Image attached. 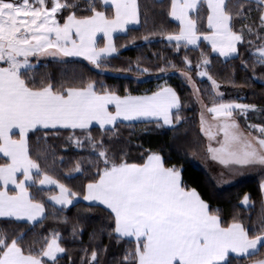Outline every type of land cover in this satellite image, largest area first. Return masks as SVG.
Masks as SVG:
<instances>
[{"label":"snow or ice","instance_id":"snow-or-ice-1","mask_svg":"<svg viewBox=\"0 0 264 264\" xmlns=\"http://www.w3.org/2000/svg\"><path fill=\"white\" fill-rule=\"evenodd\" d=\"M100 3L110 7L112 14L98 10L96 0H88L86 10L91 14L84 16H77L75 9L79 4L70 0H0V62L6 65L0 66V153L8 161L0 164V217L35 221L44 216V204L33 198L28 187L29 182L37 183L34 174L42 173L29 154V132L57 126L87 129L93 122L103 128L119 119L157 117L165 125L179 123L181 119L177 115L173 120L172 109H179L180 101L171 87L162 86L151 95L133 96L119 95L106 88L97 91L94 81L57 89L51 82L30 87L23 78L21 69L31 67L29 58L33 56H82L101 69L107 56L117 51L112 34L126 32L129 25L139 24L140 12L138 0H100ZM256 4L260 11L259 27L264 30V0H256ZM205 7L208 31L202 33L198 25ZM239 7L236 15L242 16L245 6ZM64 11L69 14L61 23L58 14ZM168 15L179 22V32L165 36L176 42L177 51L181 43L185 47L195 46L203 39L211 43L213 52L223 57L237 54V44L242 42L243 35L233 30V14L226 0H170ZM246 27L253 31L251 26ZM98 33L106 38L102 48L96 45ZM259 39L264 41V37ZM255 52L256 62L264 65V43ZM185 63L190 65L191 61L185 57ZM209 63L204 58L197 67ZM198 75L207 76L214 89L220 87L206 70ZM109 106H114L115 111ZM234 110L246 113L257 107L219 103L207 109L214 118H222L220 131L224 135L219 148L209 147L212 159L224 165L264 166V125H249L259 131V136L245 134L233 117ZM205 123L202 115V130ZM14 129L18 130V139L14 138ZM88 140L96 147L97 142L91 136ZM75 143L80 146L81 141L77 139ZM99 155L105 158L106 167L98 180L86 185L83 199L99 201L110 209L115 217V232L121 237H135V250L125 256L126 261L134 258L137 264H231L230 254L251 256L264 247V227L249 235L240 222L222 226L219 215L209 211V205L196 190L182 186L180 170L166 168L160 155H148L143 164L109 161L106 151H100ZM74 171H80L79 163ZM42 175L38 180L41 186L59 189L58 195L48 197L50 201L68 206L78 197L79 193L52 176ZM9 185L14 186L15 194H10ZM260 187L264 191V182ZM242 203H250L247 194ZM59 240V233H53L45 246L34 253L31 249L26 252L18 239L9 242L6 235L0 234V264H45L44 258L56 262L58 254L66 251ZM96 259L97 252L93 251L91 261ZM253 264H264V259Z\"/></svg>","mask_w":264,"mask_h":264},{"label":"trees","instance_id":"trees-1","mask_svg":"<svg viewBox=\"0 0 264 264\" xmlns=\"http://www.w3.org/2000/svg\"><path fill=\"white\" fill-rule=\"evenodd\" d=\"M70 2L79 4L75 9L77 16L91 14L86 10L88 0ZM226 2L233 14V30L243 35L242 42L237 44V54L227 58L216 55L203 42L187 47L181 43L177 51L176 43L165 38L167 34L178 33L179 29L168 15L170 0H138L140 23L113 37L117 51L107 56L101 69L75 58H29L31 67L21 69V73L30 87L51 82L59 89L61 86L80 87L94 81L97 91L106 88L125 95L147 94L169 86L180 101L179 109L172 116L174 121L177 115L181 119L170 127L158 121H137L117 122L108 128L92 126L87 129H39L29 132V154L39 164L42 173H47L82 196L85 185L94 182L106 167L100 151H106L109 161L119 163L123 160L134 164H142L149 154L155 153L162 157L166 168L180 170L182 186L186 190L195 189L209 205V211L219 215L222 226L237 221L249 230V235L257 234L264 227L259 188L264 180V171L224 188L214 185L205 170L195 163V159L205 153V139L199 131V106L187 78L178 73H187L194 80L205 105L218 100L256 105L257 110L246 113L235 110L233 114L243 129L254 136L261 135L257 129L249 128V125H264V65L256 62L253 52L264 43L259 39L264 37V30L259 27L260 11L256 1ZM241 4L245 6L244 15L237 16ZM96 7L108 15L112 14L111 8L102 6L100 0H96ZM68 14L69 11L58 14L61 23ZM200 16L198 26L204 33L207 31L206 7ZM246 26H251L253 31L249 32ZM145 36L149 38L143 39ZM97 45H100L99 39ZM185 57L191 61L190 65L185 63ZM204 58L210 61L204 68L219 82V89L223 91L221 96L215 95L208 79L196 76L197 65ZM0 65L5 64L0 62ZM145 68L147 72L142 71ZM89 136L97 142L96 147L88 140ZM77 139L81 141L80 146L75 143ZM6 162L0 157V164ZM77 163L80 165L79 172L74 171ZM42 173L34 174L33 179L37 183L31 182L28 187L33 198L44 204V216L33 223L0 218V234L6 235L9 242L18 239L26 252L31 249L38 253L45 246L46 239H50L53 233H59V242L66 251L57 257L56 262L45 260V264H136L134 258L124 259L135 250L136 243L115 234V219L109 210L82 200L67 207L54 206L47 200L54 190L38 185ZM246 194L250 198L249 204L242 203ZM93 251L97 252L95 261H91ZM261 259H264V247L251 256H229L231 264H248Z\"/></svg>","mask_w":264,"mask_h":264},{"label":"crops","instance_id":"crops-1","mask_svg":"<svg viewBox=\"0 0 264 264\" xmlns=\"http://www.w3.org/2000/svg\"><path fill=\"white\" fill-rule=\"evenodd\" d=\"M252 1H256V0H252ZM169 11H170V6H169ZM206 16H207V9H206ZM169 17H170V16H169ZM170 19H171L172 21H174V22L178 25V28H179V22L176 21L175 19L171 18V17H170ZM137 25H138V24H135V25H129L128 28H129V27H134V26H137ZM205 27H206V29H207V26H206V17H205ZM207 31H208V29H207ZM207 31H206V32H207ZM178 32H179V29H178ZM206 32H204V33H206ZM120 33H124V32H115V33H113V34H112V41H113V37H114L116 34H120ZM99 38H100V45H97V42H98V39H99ZM172 42H175V41H172ZM201 42L207 44V45L210 47L211 51H212V46H211V43H210L209 41H206V40L201 39L200 41H198V44L201 43ZM175 43H176V42H175ZM113 44H114V43H113ZM182 44H183V43H182ZM198 44H197V45H198ZM96 45H97V47H99V48L102 47V46L104 45V37H103V34H102V33H98V34H97V36H96ZM197 45H195V46H197ZM188 46H194V45H188ZM212 52H213V51H212ZM213 53H215L216 55L220 56L221 58H227V57H223V56L219 55L218 52H213ZM254 54H255V56H256V52H254ZM229 57H230V56H229ZM256 58H257V57H256ZM0 66H2V65H0ZM3 66H5V65H3ZM167 87H169V86H167ZM172 89H173V88H172ZM158 90H159V89H158ZM158 90H156V91H158ZM156 91H154V92H156ZM154 92L147 93V94H131V95H133V96H144V95H151V94L154 93ZM230 102H231V101H229V100H227V101H226V100H218V101L213 102V103L210 104V105H205V104H204V105H205L204 110H201V108H200V106H199V103H198V106H199V131H200V133L203 135V137H204V139H205V153H204V155H203L202 157H200V158H198V159L196 160V163H197L201 168H203V169L205 170V172L209 175V177L211 178V180L213 181L214 185H215L217 188H224V187L230 186V185H232V184H234V183H236V182H238V181H240V180H242V179H245V178L251 177V176H253V175L257 174V173H260V172L264 171V168H261V169H254L253 171H251V173H249V174L246 173V174H245L244 172H240L238 169L231 170L230 172L235 174V178H236L235 182L233 183V181H232L231 184H229V185H224V186H222V185H218V184H217V182H219V181L222 179L223 176H227V175L225 174V172H224V167H225L226 165L220 163L219 160H214V159H212V153H210V152L208 151V149H209V147H212V148H219L220 145H221V142H222L223 139H224L223 132L220 131V125L222 124V118H219V117L214 118V114L208 112L207 109L210 108V107H213L215 104H219V103H230ZM238 103H240V102H238ZM241 104H242V103H241ZM109 107H110V110L115 111L114 106H109ZM175 110H176V108L172 109V114H173V112H174ZM234 111H235V110H234ZM202 115H203V119H204V121L206 122V123L203 125L204 130H202V124H201V117H202ZM233 117L235 118L236 122L239 124L241 130L244 131L245 134H249V132H247L245 129H243V127L241 126V124H240V122H239V120H238V118L236 117L235 114H233ZM137 121H158V122H160L163 126H166V127H170V126L173 124V123H172V124H167V125H165V124L163 123L162 118H157V117H146V118H140V119H134V120H123V119H119V120H117V121L115 122V124H116L117 122H137ZM113 125H114V124L106 125V126L103 127V128L112 127ZM92 126H98V127H100V125L97 124V123H95V122H93L89 127H92ZM89 127H88V128H89ZM47 129H72V128H63V127H59V126H57L56 128H47ZM76 129H80V128H76ZM13 131H14L15 134H17V136L14 137V138L18 139V138H19V136H18V130H15V129H14ZM251 136H254V135L251 134ZM149 155H150V154H149ZM0 157H2V158H4V159L7 160V158L4 157L2 153H0ZM147 157H148V156H147ZM147 157L145 158V160H144L143 163H145V161L147 160ZM7 162H8V161H7ZM7 162H6V163H7ZM143 163H142V164H143ZM235 166L239 167V165H235ZM255 166H256V165H255ZM242 167H243V169H244V167H246V166H242ZM102 170H103V169H102ZM101 172H102V171H101ZM18 176H19L20 179H23V176H22V175H19V174H18ZM42 178H43V175H41L39 179H42ZM98 179H99V176H98V178H97L96 180H98ZM96 180H95V181H96ZM262 182H264V180H262V181L260 182V185H261ZM30 183H31V182H29V184H30ZM90 183H92V182H90ZM87 184H89V183H87ZM87 184H86V185H87ZM38 185H39L40 187H42V188L53 189L54 192H53L52 194H50L49 196H51V195H58V194H59V189H58L57 187H55V186H50V185H43V186H41L39 183H38ZM86 185H85V187H84V191H83L82 196H78L76 199H74V200H73V203H74L75 201H77V200H82V201H84V202H86V203H91V204H97V205H100V206L106 208L107 210H109V211L111 212L110 209H108L105 205L101 204L99 201H86V200L83 199V196H84V194H85V192H86ZM260 185H259V188H260L261 197H262V201H263V216H264V191L261 190ZM8 190H9L10 194H15V188H14L13 185H9ZM49 196H48V197H49ZM48 197H47V200H48L51 204H53L54 206H57V207H67V206H62V205L56 204L54 201H50V200L48 199ZM68 206H69V205H68ZM111 213H112V212H111ZM112 215L114 216L113 213H112ZM0 218H12V219L17 220L15 217H0ZM39 219H41V218H38L37 220H39ZM114 219H115V217H114ZM37 220H35V221H37ZM20 221H26V222H29V223H33V222H35V221H28V220H26V219H23V220H20ZM226 227H227V226H226ZM115 234H116L117 236L121 237V236H120L119 234H117L116 232H115ZM121 238H126V239H130V240H134L135 243H136V239H135V237H121ZM50 239H51V238H50ZM61 254H62V253L58 254V256H60ZM230 256H237V255H235V254H230ZM44 260H48V259H47V258H44ZM48 261H50V260H48ZM255 261H256V260H255ZM136 264H137V262H136ZM248 264H253V261L249 262Z\"/></svg>","mask_w":264,"mask_h":264},{"label":"rangeland","instance_id":"rangeland-1","mask_svg":"<svg viewBox=\"0 0 264 264\" xmlns=\"http://www.w3.org/2000/svg\"><path fill=\"white\" fill-rule=\"evenodd\" d=\"M104 37V36H103ZM99 40H100V38H99ZM105 43H106V38L104 37V45H105ZM104 45L102 46V47H104ZM102 47H100V48H102ZM253 52H255V50L253 51ZM113 54V53H112ZM111 54V55H112ZM30 58H37V59H57V60H66V59H72V58H75V59H81V60H83V61H85V62H87L88 64H90L91 66H93V67H95L94 65H92L88 60H86L84 57H82V56H80V57H76V56H74V57H50V56H33V57H30ZM6 66V65H5ZM206 69L204 68V66H201V67H199L198 69H197V71H196V76L198 77V78H206V79H208L207 78V76H204V77H201V76H199L198 75V72H200V71H205ZM179 74H181V75H184V73L183 72H178ZM186 78H187V81H188V85H189V87L191 88V90H192V92H193V95L195 96V98H196V100H197V102L199 103V106H200V108H201V110H204V108H205V105H204V103L202 102V100H201V98H200V95H199V91H197V89H198V87H197V85H196V83L194 82V80L191 78V80H189V78L188 77H190L189 75H184ZM209 80V79H208ZM216 81V80H215ZM209 82H210V84H211V86H212V82L209 80ZM217 82V81H216ZM218 84H219V82H217ZM212 91L215 93V95H217V96H221V95H218V93H222L223 94V91H221L219 88L218 89H214L213 87H212ZM230 103H237V104H241V102L240 103H238L237 101H231ZM198 158H200V157H198ZM198 158H196L195 159V163H196V160L198 159ZM261 168H264V166H259V165H252V166H246V167H244V169H243V167L242 166H239V167H237V166H235V165H226L225 167H224V172H225V174L227 175V176H223L222 177V179L219 181V182H217V184L218 185H222V186H224V185H229V184H231L232 183V181H233V183L235 182V180H236V178H235V174L234 173H231L230 171L231 170H235V169H238L240 172H244L245 174L246 173H251V171H253L254 169H261Z\"/></svg>","mask_w":264,"mask_h":264}]
</instances>
